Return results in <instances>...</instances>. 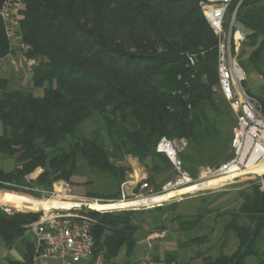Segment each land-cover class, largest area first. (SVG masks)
<instances>
[{
	"label": "trees",
	"instance_id": "16d2710c",
	"mask_svg": "<svg viewBox=\"0 0 264 264\" xmlns=\"http://www.w3.org/2000/svg\"><path fill=\"white\" fill-rule=\"evenodd\" d=\"M239 1L230 4V14ZM199 2L26 0L21 32L30 46L26 56L37 63L32 67L33 87L43 88L44 94L11 89L12 79L0 75V159H12L15 164L11 171L0 169V177L26 184L25 175L40 168L34 185L50 188L56 181L67 180L74 186L73 178L80 173L83 160L116 187L111 193L88 191L87 196L118 200L121 187L128 183L126 170L112 158L132 156L144 162L149 182L155 183L159 175L174 169L168 157L156 151L163 137L186 142L179 156L193 177L201 168H217L229 160L234 115L215 89L219 36ZM237 19L250 31L244 45L253 48L247 58L242 59L241 54L247 75L243 85L258 99L264 113V0H242ZM12 53L16 56L18 51ZM8 55L9 41L0 17V60ZM250 74L262 79L257 89L258 82L248 80ZM254 91L259 94L255 96ZM89 121L96 126L87 132ZM231 178L178 188L169 198L221 186ZM4 194L7 192L0 196ZM238 194L242 202L236 209H212L211 199L197 213H175L178 229L189 235L175 250L153 258L160 264H264V188L255 184ZM163 201L165 195L158 194L115 209ZM163 207L154 210L169 209ZM93 213L98 218L94 256L103 254L110 264L137 260L140 238L136 234L142 227L134 219L136 212ZM213 213V223L206 224ZM35 218V214L9 216L0 210L1 241L9 249L18 241L22 244L21 259L1 264H32L34 245L26 238L24 226ZM203 226L207 233L192 232ZM217 226L221 235L210 245ZM163 228L150 229L148 235ZM233 235L238 247L228 254L226 247ZM215 247L217 254L213 255ZM186 249L192 250L188 258L181 253Z\"/></svg>",
	"mask_w": 264,
	"mask_h": 264
},
{
	"label": "built area",
	"instance_id": "2783aa9c",
	"mask_svg": "<svg viewBox=\"0 0 264 264\" xmlns=\"http://www.w3.org/2000/svg\"><path fill=\"white\" fill-rule=\"evenodd\" d=\"M233 1L200 0L199 2L208 22L219 36V82L215 89L228 101L235 117L231 140L233 155L217 168L210 169L207 175L211 177L234 175L229 181L241 175L242 172L253 177H262L264 174V172L258 173L252 170V168L264 165V113L258 99L251 95L243 85L247 75L240 63V52L247 41L249 32L237 19L238 8L242 0L238 2L235 10L229 13L230 4ZM25 2L26 0H3L0 17L9 41L8 57L16 63L18 60L13 57L12 52L17 50L22 60L29 67H33L36 60L26 56L30 46L23 41L21 32ZM190 62L195 63L193 56H190ZM185 146L184 140L171 141L166 137L161 138L157 143L156 151L165 154L178 173L176 178L167 181L158 193L191 186L190 184L194 181L184 169L183 161L179 156ZM17 167L22 168L21 165ZM0 169L7 172L12 170L3 167L1 160ZM41 172L42 170L37 168L26 174V184L7 181L0 177L1 194L7 192L41 204L48 201L59 202V205L44 207L38 204L39 206L31 207L15 206L0 201V210L6 215H36L35 219L24 226L27 233L32 236L34 245L32 264H110L103 254L94 256V228L98 223V218L93 212L105 213L123 208L93 209L90 206L91 203L116 201L80 195L75 192L73 185L67 180L56 181L50 188L36 186L34 181ZM205 176L206 174L202 175V177ZM141 186L146 188L149 184L145 182ZM128 264L160 263L152 255L145 253Z\"/></svg>",
	"mask_w": 264,
	"mask_h": 264
},
{
	"label": "rangeland",
	"instance_id": "374dc122",
	"mask_svg": "<svg viewBox=\"0 0 264 264\" xmlns=\"http://www.w3.org/2000/svg\"><path fill=\"white\" fill-rule=\"evenodd\" d=\"M249 34L250 31L248 30ZM248 34V36H249ZM248 38V37H247ZM253 48L244 45L241 48V54H243V58H247L249 53L252 51ZM16 63L12 62L11 64L9 62H4L0 64V71L4 72V75L6 78L12 79L11 89L13 88H26V89H32L34 93L41 94L42 90H39L32 86V81L29 79L28 76L22 75V68L23 65H21L22 56L16 54L15 56ZM19 63V64H18ZM15 64V65H14ZM17 64V65H16ZM37 64V63H36ZM245 71V70H244ZM0 75L2 73L0 72ZM248 80H256L258 82L259 80L262 81L261 77L257 79V76L255 74L248 75ZM260 82L255 83L254 88L257 89L260 84ZM255 92V91H254ZM255 96H257L259 93L256 91ZM234 115V114H233ZM235 124V117H234V123ZM95 123L93 121H89L86 123L85 130L87 132L92 131L95 128ZM233 128V127H232ZM106 136V134H105ZM107 142L109 143L108 146L111 147V143L109 142L108 135ZM3 167L7 169H12L14 167V161L11 159H0ZM113 162L119 167L126 170L125 179H127L128 184H123V187H121L122 195L121 198L117 201H122L124 198L123 195H125V199L123 201H131L139 198H145L150 197L162 193H158L162 186L170 180H173L178 175L177 171L175 169H172L170 173H164L159 175L156 178V182L152 183L149 182L148 177L149 173L147 168L145 167L144 162L139 161L135 157H127L125 159H115L112 158ZM80 173L73 178L74 188L76 193L87 196L88 191H99L102 193H111L116 190V187H113L109 180L106 177H103V175L100 176L97 172H94L89 167L85 165V162L83 160H80ZM213 168H201L198 172V175L193 177L194 181L190 185L194 184H200L202 182H205L210 179H214L217 177H211V175H207L209 170ZM186 172H188L186 170ZM203 172H206V176L202 177ZM189 173V172H188ZM204 174V175H205ZM191 176V174H189ZM36 181V180H35ZM147 182L149 184L148 187L142 188V184ZM72 184V183H71ZM255 184H259L262 188H264V174L262 177H253L250 174H241L237 176L232 181H225L221 186L217 187H206L202 188L200 190H196L194 192H190L187 194H183L181 196H177L176 198H172L167 201L160 202L158 204H153L150 206H138V207H128L123 208L120 210H114L112 212H119V211H130L133 210L136 212L134 219L139 222L140 228L142 227V230H140L137 233V236L140 238V243L137 248V256L138 259L144 255L145 253H149L150 255H163L165 251L167 250H175L177 248L178 242L184 240L187 238L189 234H187L184 231H180L178 229V225L176 222L173 221V218L175 216V213H181V214H194L197 213L200 207H202L203 203L206 200L213 199V202L209 203V207L212 209H218L221 210H227V209H236L239 207V205L242 202V199L239 197V190L246 189L249 187H252ZM73 185V184H72ZM113 187V188H112ZM124 190V192H123ZM158 193V194H156ZM89 197V196H87ZM92 198V197H90ZM93 198H99V197H93ZM101 199V198H99ZM102 200H113V199H104ZM184 202H189L186 205H182ZM175 203H179L180 207L178 206L176 210H173L174 207H172ZM157 206H164L163 208H169L168 210L161 212L155 211V207ZM214 219V213L211 214V217L206 220V224L213 223ZM143 222V223H142ZM160 225H163L164 228L160 230H155L156 232L152 233L154 239H152L150 242L152 243V247L149 249L147 247V236L149 234L148 230L153 229L155 227H159ZM195 233H207L208 229L206 226H203L202 228H196L192 231ZM221 235V228L220 226H217L215 228V232L213 233V241L210 245H213L218 238ZM26 238L32 241V236L28 233H26ZM230 237V243H231ZM235 242H232L231 248L226 247V252L231 251L235 249ZM21 247L22 244L20 241L14 245L13 249L7 248L4 243L0 239V264L7 261V260H16L21 259ZM205 248V247H204ZM182 256L184 258H188L192 254L191 249H186L181 252ZM212 254H217V248H213ZM124 256V252L120 254V259H122Z\"/></svg>",
	"mask_w": 264,
	"mask_h": 264
},
{
	"label": "bare ground",
	"instance_id": "6f19581e",
	"mask_svg": "<svg viewBox=\"0 0 264 264\" xmlns=\"http://www.w3.org/2000/svg\"><path fill=\"white\" fill-rule=\"evenodd\" d=\"M253 171H256L258 173H263L264 172V165L252 168ZM246 172H242L241 174H244ZM234 175H227V176H221V177H233ZM218 178V177H217ZM176 190V189H175ZM174 191H168L165 193H162L165 195L166 198H168L169 194ZM140 199V198H139ZM0 201L1 202H6L15 206H31V207H36L39 206L38 204H41L39 202L35 203L34 201L28 200L27 198L19 195H13V194H4L0 196ZM129 201H117V202H107V203H91V208L96 209V210H109V209H115L116 206L124 205ZM44 207H47L49 205H59V202L57 201H48L45 203L41 204Z\"/></svg>",
	"mask_w": 264,
	"mask_h": 264
},
{
	"label": "crops",
	"instance_id": "0c3cea01",
	"mask_svg": "<svg viewBox=\"0 0 264 264\" xmlns=\"http://www.w3.org/2000/svg\"><path fill=\"white\" fill-rule=\"evenodd\" d=\"M14 58H15V55L13 56ZM21 59H23V58H21ZM4 62H9L10 64L13 62L12 61V58L11 57H5V58H3V59H1L0 60V64H2V63H4ZM19 64V63H18ZM21 65H23V68H22V75H25V76H28L29 77V79L32 81V77H33V68L32 67H29L27 64H26V62L24 61V60H22L21 61V63H20ZM15 65V64H14ZM17 65V64H16ZM1 73H2V76L3 77H5V75H4V72H2V71H0ZM32 86H33V82H32ZM37 89H39V90H42V92H41V94H37V96H42L43 94H44V90H43V88H37ZM2 133V126H1V124H0V134ZM206 172H203V174L202 175H204ZM170 195V194H169ZM167 200H170V198H169V196H168V198H166V201ZM189 202H184L182 205H186V204H188ZM179 203H175L174 205L176 206V208L179 206L180 207V205H178ZM137 235V234H136ZM232 238H231V243H230V241H229V243H228V247L227 248H231V246H232V242L234 243L235 242V244H236V246H235V249H233L232 251L230 250V249H228L229 251H227V253L228 254H232L236 249H237V247H238V243H239V241H238V238L236 237V236H231ZM152 239H154V237H153V235H148L147 236V247L146 248H150V247H152V243L150 242ZM138 248V247H137Z\"/></svg>",
	"mask_w": 264,
	"mask_h": 264
}]
</instances>
